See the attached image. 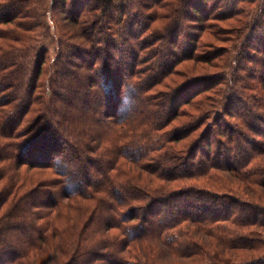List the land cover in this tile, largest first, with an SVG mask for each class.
Instances as JSON below:
<instances>
[{
	"label": "trees",
	"instance_id": "obj_1",
	"mask_svg": "<svg viewBox=\"0 0 264 264\" xmlns=\"http://www.w3.org/2000/svg\"><path fill=\"white\" fill-rule=\"evenodd\" d=\"M262 66L264 0H0V264H264Z\"/></svg>",
	"mask_w": 264,
	"mask_h": 264
},
{
	"label": "rangeland",
	"instance_id": "obj_2",
	"mask_svg": "<svg viewBox=\"0 0 264 264\" xmlns=\"http://www.w3.org/2000/svg\"><path fill=\"white\" fill-rule=\"evenodd\" d=\"M246 7H247V5H245V4L240 5L241 9H244ZM257 11H258V9L257 10H255V8L251 9L252 15L256 14ZM252 15L249 16V18H252ZM46 18H47L46 20L49 21V23L51 25H54L53 18L50 17V15L48 16V14H47ZM243 18H244V14H240V15H237L235 18L226 19L224 21L223 20H216V19L208 21L207 22L208 27L206 29L202 30L200 33L201 34L200 40H201V43L203 44V47L199 48V52L204 51V50L205 51L216 50L217 53H219L223 49H231L232 47L234 48L235 46H237V44L239 43L238 38L240 37V33H241V30L238 28H239V26H241L240 20H243ZM55 19L57 20V22H63L64 23L62 15H60V17L57 16ZM164 23L165 22H163V20H162V22L159 21V23H157L155 25L156 26L159 25V27H162L164 25ZM7 26H9V25H7ZM246 29H245V32L247 33L248 29L247 30ZM51 32L58 34L57 33L58 31L55 28L53 29V27H51ZM75 40L81 41V39H75ZM54 54H55L54 51L51 49L49 51L50 57L52 58L54 56ZM226 56H228V54L220 56V57H218V59H215V61L213 63L214 66H212L210 64L207 65V64H203V63H197L194 61H188V62H184V63L178 65L176 69L179 70L180 73H182L183 71L185 72V70H187V69H190L191 72L193 71L196 74L200 75V74H202L201 72H199L200 68L204 66L207 69V71L210 73H222L223 68L220 66L223 63V61L225 60ZM215 64L218 67H215ZM231 65L234 66L235 63L232 62ZM260 68L263 69L264 67L262 66ZM179 75L180 74H177V75L174 74L171 78L168 79V81H166L165 84L166 85H168L169 83L174 84L175 81H178V80L181 81L183 76H179ZM219 86L221 88L224 87L222 85H219ZM163 90H166L165 87H159L155 90L156 94H151V96L154 97L156 100H161ZM247 92L249 94H255V95L258 94L256 91H247ZM187 108H188V110H190L189 113L195 114V112H194L195 107L187 106ZM183 109H185V108H183ZM185 112H187V111H185ZM249 113H251V112H249ZM187 119H188V116L181 115L172 124L181 123ZM180 144H182V143H180ZM180 144H178V145H180ZM259 189L261 191H264V189L261 187Z\"/></svg>",
	"mask_w": 264,
	"mask_h": 264
}]
</instances>
